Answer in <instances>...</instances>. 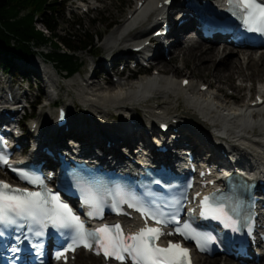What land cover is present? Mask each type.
Instances as JSON below:
<instances>
[{"label":"bare ground","instance_id":"obj_1","mask_svg":"<svg viewBox=\"0 0 264 264\" xmlns=\"http://www.w3.org/2000/svg\"><path fill=\"white\" fill-rule=\"evenodd\" d=\"M165 1L136 0L127 18L113 30L105 41L109 51L113 54V65L121 56L132 55L133 45L145 42L152 31V22L158 23L165 18L168 7H160ZM178 2L180 0H173L169 12ZM190 26L191 22L180 28L175 25L174 42L170 47L169 56L178 54L182 67L170 68L169 74H167L168 69L165 65L161 64V60L167 58L159 52L157 58L161 59L160 66L157 64L158 66H155L156 68L149 77H139L130 81V78L120 75L115 82L108 79L105 84H109V87H106L95 75L97 70L103 67L102 62L95 61L94 75L91 80H83L85 84L80 85L81 92L76 94V98L80 106L97 116L91 119L92 117L87 118L83 115V118L74 120L72 129L77 132L70 130L68 133H73L88 145L97 144L104 147L100 135L101 130L105 129L107 131L104 130L106 132L104 136L113 142L112 150H117L122 145H131L138 138L142 139L145 129H154L156 121L162 120L171 123L172 127L177 130V133L172 134L178 137L176 145L185 144L196 157L202 155L207 149L214 148L215 151L223 154V157L226 153L231 154V158L228 159L251 169L252 175L264 174V102L261 105H253L256 102L255 97L250 100L248 97H240L239 101L234 97L229 99L225 95L227 91L225 88L227 89L237 78L239 79L237 81L241 82L237 91L244 89L249 94L256 91L260 98L264 99V83L260 88L257 86V82L264 80V51L258 54V51L244 50V52L228 46L222 48L216 42L207 43L208 46L202 45L203 41L190 35ZM158 30L160 27L154 32ZM135 39L137 41L133 42ZM235 54L238 57H235ZM190 66H192L190 69L192 77L198 73H205L211 81L206 84L205 82L196 84L187 74L184 75L185 69H189ZM255 67L259 70L247 73ZM33 70L41 75L39 70L34 67ZM111 71H114V68ZM178 76L182 78L178 79ZM184 80L190 82L187 87L181 85ZM42 83L45 88L49 89L48 95L59 87L54 79L50 86L46 85L44 79ZM74 84L79 85V82ZM202 85L208 86V90L201 91ZM174 100H182L183 104L178 106L179 104H175ZM75 108L73 106V110ZM140 111L145 114L148 127H144L143 121L140 120ZM120 114H130L131 118L121 120ZM98 116L103 120L114 119L117 123L122 122L109 129L110 124H106V120H95ZM130 119L134 123L133 127L137 128V133L133 135L136 137L135 140L124 137V125ZM86 120L88 122L85 125ZM44 126L47 125L44 124ZM220 126L221 130L226 131L225 139L221 140L223 142L221 146L215 143L218 141L216 137L210 136L211 132L215 131L211 127ZM47 128L41 126V139L49 138L45 130ZM85 256L91 257L88 254ZM227 261L230 260L225 259V264H228ZM195 264H214V261L207 256L197 255Z\"/></svg>","mask_w":264,"mask_h":264},{"label":"snow or ice","instance_id":"obj_2","mask_svg":"<svg viewBox=\"0 0 264 264\" xmlns=\"http://www.w3.org/2000/svg\"><path fill=\"white\" fill-rule=\"evenodd\" d=\"M227 3L230 14L241 22L246 31L264 35V0H227ZM0 165H7L22 181L41 189L19 188L0 180V225H15L21 229L27 225L34 237H43L49 226L58 230L66 244L62 251L56 253V259H60L67 251H74L78 246L91 249L95 244L97 254L102 251L105 257L114 258L122 264L126 258L132 264H191L189 248L172 241H168L166 247L159 246L157 241L160 237L177 234L184 240L193 241L200 251L209 250V246L216 242L215 236L198 230L193 223L185 221L181 224L180 209H175L165 218V213L155 202L145 203L131 196L134 202L129 203L128 199H124L121 203L136 207L137 211L154 220L157 225L174 223V233H165L161 227L149 226L147 221L144 227L127 235L120 224H104L89 231L80 215L62 201L59 194L48 189L42 177L26 169L12 167L8 155L3 152H0ZM83 203L90 206L87 216H101L102 206L95 196ZM244 208L242 203L237 201L233 204L222 195L214 193L203 197L200 215L205 219L220 221L225 227L239 232Z\"/></svg>","mask_w":264,"mask_h":264},{"label":"rangeland","instance_id":"obj_3","mask_svg":"<svg viewBox=\"0 0 264 264\" xmlns=\"http://www.w3.org/2000/svg\"><path fill=\"white\" fill-rule=\"evenodd\" d=\"M136 0H89L88 5L89 6H93L94 9L89 13V14H85L84 12H82V10L78 9L80 7V5L78 4V2H76L75 0H66L65 6H66V18L61 20V34L62 35H67V34H84L85 32L91 34V33H95V34H101L103 36V40L100 42H97V46H93L91 48V52L86 51V52H80L77 55L80 57L81 61H82V68H81V72L73 77H71L70 79H65L63 76L65 74L62 73H57L55 67H53L51 64H49L43 57V55L45 56V54L47 53V50H43V54H37L35 57L31 58L30 62L26 65L27 68H29L31 71L33 70V67L36 70H39V72L43 73L44 71H49V74L52 76V78L54 80H56L57 84H58V89L56 91V95L55 94H49V89L45 88L43 86V83L38 80L40 85H36L37 90H35L34 85L32 90L33 91H28L27 87L29 86V83H27L26 81L23 83L25 88V92L29 93V95L31 94V97L29 100H33L35 97H37L39 100V105L36 108V112L33 118V120H37L40 122L41 126L43 127H48L50 128L52 123L54 122V118L56 117V109L53 108L52 105H49L51 100L53 99H58V104L57 105H65L67 108L70 109V114H71V120H78L80 117L83 118L85 109L84 107L80 106V102L77 100L76 98V94H78L79 92H81V87L80 85L85 84V82H83L84 79H88L90 75H92L94 73L93 69L94 67H96V64L94 63L95 61H102V59H104V56H106L107 52L109 51V48L107 47V45L105 44V41L107 40V37L110 36L113 32V30L120 24H122V22L124 21V19L127 18V16L129 15L128 12L130 11V9H132L135 6ZM95 4V5H93ZM64 6V7H65ZM78 21L79 23H81V26H76L73 27V24H75V22ZM93 21H98L97 24L92 23ZM110 24H115L117 25L116 27L112 28L109 30V25ZM118 26V27H119ZM41 28V26H39ZM191 43V42H190ZM202 43V42H200ZM205 43V44H204ZM202 45L208 46V44L206 42H203ZM184 47V46H183ZM241 51L244 50H248L250 52H252V50L249 49H239ZM245 52V51H244ZM257 52V51H256ZM90 53H94L95 55H97V57H93L92 54ZM175 53V52H174ZM260 53V51H258V54ZM235 57H238V55L235 54ZM121 60L123 59L122 56L120 58ZM173 59V60H171ZM0 74H1V66L3 65L2 63L3 58H0ZM120 61V60H119ZM161 64H164L165 67L168 69L167 70V74H169V70L170 68H177V67H182L181 62L179 60L178 54H173V56H169L166 60H162ZM21 62L16 61L12 64H10L8 66V73L7 74H16L19 77V80L21 79L20 74H18L21 70ZM159 65V63H158ZM157 65V66H158ZM160 66V65H159ZM192 68V66L189 67V69H185L184 75L187 74V76L190 79H193V81L197 84L200 82H205L209 83V81H211L210 78H208L206 76L205 73H201V74H196L195 77H192L190 74V69ZM245 69V68H244ZM257 67H255L252 71H248L247 73H251V72H255L257 71ZM29 70V71H30ZM121 70V65L118 66V71ZM259 70V69H258ZM189 71V72H188ZM247 71V70H246ZM100 73V70H97L96 73ZM14 73V74H13ZM31 73V72H30ZM33 75V73H31ZM9 75V76H10ZM94 75V74H93ZM100 75H102V78L97 77L98 80H101V82L103 84L107 83L108 79H104V75L101 72ZM34 76V75H33ZM183 76V75H182ZM182 76H178V79H181ZM11 77V76H10ZM10 77H8V79H10ZM126 77V76H125ZM109 78V77H108ZM109 80L111 82H115V78H109ZM239 79H235L233 81V83H231V85L229 87H227V89L225 88L226 93L225 95H229L234 93L235 96L237 95L239 97V101H240V97H249L250 95V99L253 98V94L252 93H248L246 90L244 89H240L238 90V86L241 84L240 81H237ZM75 82H79L78 84H74ZM264 83V80H262V82H257V86L260 88ZM33 84V83H32ZM36 84V83H35ZM109 84H105L106 87ZM104 88V87H103ZM104 89H109V88H104ZM28 100V101H29ZM175 104H179L178 106H180L182 103V100H174ZM74 103V105H73ZM73 106H75V110H73ZM29 113V112H28ZM141 114V119L143 121V125L146 126L148 125V121L147 118L145 117V114L140 111ZM96 115V114H95ZM97 116V115H96ZM121 116V120L122 118H124L123 114H120ZM32 120V121H33ZM95 120H99L102 121L103 118H101L100 116H98ZM106 120V119H105ZM103 120V121H105ZM31 122V120H29L26 123V127L29 125V123ZM122 121L120 122H115L114 120L109 121V119L106 120V124H110L109 125V129H111L113 127V125H117L120 124ZM44 124H46L47 126H44ZM98 127V126H97ZM105 130V129H104ZM107 131V130H105ZM27 132H25L26 134ZM30 139V135L25 137V142H28V140ZM0 176H2V174L0 173ZM225 259L227 258H215L213 259L214 264H224ZM229 260V259H228ZM103 264V262L100 259L94 258V257H86L84 253H81L78 256L77 262L76 264ZM228 264H238L235 263L234 261H227ZM264 264V263H261Z\"/></svg>","mask_w":264,"mask_h":264},{"label":"trees","instance_id":"obj_4","mask_svg":"<svg viewBox=\"0 0 264 264\" xmlns=\"http://www.w3.org/2000/svg\"><path fill=\"white\" fill-rule=\"evenodd\" d=\"M62 2L0 0V58L7 67L14 60L28 62L47 50V61L59 73L73 77L81 72L83 64L77 54L90 51L102 35L87 32L62 35L61 20L65 18ZM81 25L76 22L73 27Z\"/></svg>","mask_w":264,"mask_h":264}]
</instances>
